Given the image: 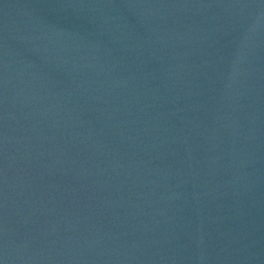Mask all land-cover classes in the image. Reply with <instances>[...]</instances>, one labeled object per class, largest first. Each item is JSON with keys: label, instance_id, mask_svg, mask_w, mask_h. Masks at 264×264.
<instances>
[{"label": "water", "instance_id": "water-1", "mask_svg": "<svg viewBox=\"0 0 264 264\" xmlns=\"http://www.w3.org/2000/svg\"><path fill=\"white\" fill-rule=\"evenodd\" d=\"M0 264H264V0H0Z\"/></svg>", "mask_w": 264, "mask_h": 264}]
</instances>
